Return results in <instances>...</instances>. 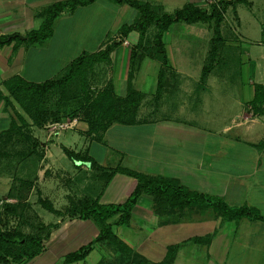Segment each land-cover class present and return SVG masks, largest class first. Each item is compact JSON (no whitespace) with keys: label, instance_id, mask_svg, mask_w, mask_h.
I'll return each instance as SVG.
<instances>
[{"label":"crops","instance_id":"1","mask_svg":"<svg viewBox=\"0 0 264 264\" xmlns=\"http://www.w3.org/2000/svg\"><path fill=\"white\" fill-rule=\"evenodd\" d=\"M59 1L66 0H0V36L14 34L20 36L19 41L14 40L8 45L0 46V89L2 91L5 92L6 90L4 83L15 77L28 82L42 83L56 78L61 71L65 72L73 60L63 63L61 59L64 55H59L60 49H53V44H79L82 41L83 44H97L93 51L85 50L83 53H96L113 43L120 44L119 46L124 48L127 47L123 44H140L138 32L134 31L126 37L121 36V28L135 22L140 16L139 12L129 4L117 0H96L87 6L66 9L54 21V32L50 38L41 42H29L26 38L27 33L39 29L44 21V11ZM136 1L148 4L154 11L161 14L173 13L187 4L209 10L213 4H217L221 0ZM244 4L250 8L253 5L248 0ZM236 6L237 4L230 6L224 15L222 24L223 44H227L232 37L227 34L226 36L223 35L224 30L228 32L230 28L226 20L227 12L232 10L234 21L238 25L240 23ZM83 14L84 16H82ZM86 14L88 16H85ZM107 14H110L112 18L109 25L104 29L103 19ZM80 17L84 18L89 27V31L85 30L83 38H79L75 34L79 24L77 18ZM178 24L184 23L173 24L164 33L163 44H165L166 50L168 44H179L180 38H175L171 43L167 39L168 34L171 33L172 29H176L175 27H178ZM61 25H63V28L65 27L62 33L58 31ZM189 26L195 37H207L212 33L211 45L213 37L211 24L195 23ZM204 27H207V32H204ZM156 32L157 28L154 26V34L152 33V37L148 39L147 31L142 44H146L149 40L154 44L153 40ZM262 33L264 34V30ZM130 37H134V39L130 40ZM119 46L111 53L110 62L118 65V61H120L124 65L127 59L126 64L130 71L132 51H128V53L124 50L122 52ZM153 55H146L145 59L140 57L136 60L133 85L137 91L144 95V98L150 96L155 99L161 60ZM167 55L170 61V70L173 72L170 71L166 74L163 81L164 90L160 98L156 100L157 104L147 107V115L149 113L151 115L143 119L140 117L139 113L142 112L144 105L142 101L136 124L121 125L113 123L107 129L108 131L104 133L103 139L93 140L84 133L88 130L87 123L79 122L80 125L84 124L80 133L87 137L89 144L84 143L80 152L72 151L81 155L87 153L98 164L100 163L96 159L99 161L100 159H106V149L108 147L119 152H128L135 157L138 168H141L138 172L152 176L174 178L189 190L222 198L233 207L243 205L255 207L264 215V115H255L252 107L255 84H259L264 88V83H254L251 95L245 97V99L233 96L227 101L208 96L207 101H203V99L198 98L201 108L208 107L206 112L214 114L210 115L207 124L212 127L218 122V119L224 124L222 127L224 136L217 137L215 132L207 131L206 128L200 126L194 120H181L176 116V113H181L183 106L178 97L182 94H189L187 91L193 90L186 88L187 82L191 81L192 77L189 73L178 68L168 50ZM104 63H98L96 66ZM143 63H146V66H143ZM143 67H147L149 71L151 68L157 70L156 78L152 80V84H148L151 80H147V75L140 77V70ZM129 71L124 79L121 77V72L117 73L119 78L116 75L111 77L112 82L110 84L113 87L114 94H117L116 96H126V82L128 83ZM44 73L48 75L42 78L41 74ZM210 73L202 83L201 72L199 80L195 81V91L200 87L203 88V86L207 89L205 82L208 81ZM170 77H173V82H171ZM10 101L11 104L8 105L4 100H0V158L5 160H14V155L29 154V151L25 152L21 150V147L19 148L20 145L24 144V140L19 136V133L17 135L9 134L13 119L17 120L19 126L26 123L27 128L23 131L28 129V134L32 137V144L35 148L32 154L39 146L38 139L33 135L34 129L38 126L34 125L29 116L13 99L10 98ZM217 104H219V107H224L218 112L224 115L221 114L216 119H211L217 115L216 110L211 112ZM227 113L228 115H226ZM18 116L22 118V121L18 120ZM78 120L79 118L74 119L72 125H76ZM51 125H46L50 135L55 132L51 131ZM126 129H129V131ZM234 129L237 131L235 136H228ZM112 131L115 133L114 136L111 134ZM105 135L109 137V141L105 139ZM63 148L67 147L62 145ZM54 157L53 148L46 144L45 149L39 156V161L45 163V167L43 170L39 169L40 176H38V180L45 178L46 173L51 171L54 166L52 162ZM75 165L77 172L74 176L78 180L79 175L84 171V167L88 168V165H82L81 167ZM99 176L100 174L97 175L98 178ZM115 177L116 175L111 181ZM134 180L132 185L135 189L137 181ZM39 192L41 193L40 190ZM68 199L70 205L72 202L78 201L72 199V196L69 195ZM115 220L114 218L112 221ZM80 221V219H75L57 222L62 226L59 231H53L48 246L53 249L59 236L57 233L60 231L66 232L73 223L79 225ZM84 221H90V219ZM99 230L94 229L93 240L99 234ZM112 231L135 253L152 264L162 262L167 254L168 247L172 245L179 246L172 264H264L263 221L251 220L247 217H243L239 221H226L212 209L197 207L186 208L182 211L170 210L159 214L155 212L152 197L147 194H143L138 199L132 210L129 224L124 226L113 225ZM205 237H210V240L206 242L192 241L193 238ZM92 239L90 242L93 241ZM87 244L83 243L76 250ZM105 254L102 245H98L86 259L71 264H97ZM93 255L94 259L91 260Z\"/></svg>","mask_w":264,"mask_h":264},{"label":"rangeland","instance_id":"2","mask_svg":"<svg viewBox=\"0 0 264 264\" xmlns=\"http://www.w3.org/2000/svg\"><path fill=\"white\" fill-rule=\"evenodd\" d=\"M248 1L253 3L251 8L244 3H239L236 6L237 14L240 18L239 25L234 21L232 10H229L226 14L227 24H229L230 28L228 27V32L224 30L223 35L226 36L227 34L232 37L230 39L228 38L227 44L224 43L225 46L221 50L218 62L211 71L208 81L205 82L207 84V89L203 86V88L200 87L195 91V81L197 82L199 80L202 68L209 59L212 33L207 37H195L190 31L191 27L189 25L178 24V27L172 29L167 37L170 43L174 41L175 38H180L179 44H168L167 50L178 68L191 75V81L187 82L186 88L188 90H194L187 91L189 94H182L178 97L180 100L179 102H181L183 106L181 108V113H176V116L181 120H194L196 123H199L200 126L206 128L207 131L215 132L217 137L224 136V134H222L223 122L218 119V122L211 127L207 124V121H209L210 115H214L211 112H215V110L217 111V115L215 114L216 116L211 119H216L221 114L224 115L223 113H218L224 107H219V104H217L216 107L212 108L211 114H208L206 112L208 107L201 108L198 98L203 99V101H207L208 96L215 97L217 100L227 101L233 96L245 99V97L247 98L251 95L254 83H264V34L262 33L264 30V0ZM82 16H84V14ZM85 16H88V14ZM111 18L112 16L107 14L103 19L104 29L109 25ZM77 19H79L77 22L79 24L77 25L75 34L79 36V38H83L85 30L89 31V27L84 18L80 17ZM62 28L63 25L59 27L58 31L60 33L65 29L64 27L62 30ZM207 31V27H204V32ZM152 33L154 34L153 25L148 30V39L152 37ZM133 39L134 37H130V40ZM83 43L82 41L79 44H53L52 47L53 49H60L59 55H64L61 61L65 63L66 61L80 57L85 50L93 51L95 45H97ZM123 45L127 48L119 46L121 51L124 52V50H126L125 52H135L137 54V60L139 59L138 56L141 54L144 55V59L146 55H153L156 47L152 44L151 40L140 46L135 44ZM41 51L43 52V50ZM153 56H155V58H160L156 54ZM126 62L127 59L124 65H122L120 61H118V65L111 64V62H105L100 66L95 65L88 74V86L91 94L95 95L101 89L111 86V77L116 75L117 78H119V74L117 73L121 72L122 79L126 78L129 71ZM144 65L146 66V63H143V66ZM68 69L69 66L65 72L61 71L56 78L49 80L62 78L67 73ZM156 72L157 70L155 68H151L149 71L147 67H143V69L141 68L140 70V77L147 75V80H151L148 84H152V80L156 78ZM41 75L43 78L48 74L44 73ZM172 78L173 77H170L171 82H173ZM80 87L79 79L71 83L69 88L72 100L68 102L61 100L58 90H54L48 94L44 108L49 110V112H59L62 118L59 121H51L48 123L57 126V129L54 130V134H49L47 126L43 128L36 127L34 129L33 135L38 139L39 146L36 151L34 150L33 154L29 157L24 154L14 155V160L0 158L1 230H19L25 235L43 237L50 230H56L55 232L59 231L62 225L57 222L63 219L64 221L69 220L65 217H58L40 205L38 203V198L41 195L43 199H48L57 210L67 211V207L71 206L68 195L72 196L74 200H97L101 204L108 205L123 203L134 190L132 185L135 181L134 179L123 175H116L112 181L110 180L111 182L105 181L100 176L99 178L97 177L101 172L90 169L89 167H84V171L79 175V179H75L74 175H76L77 172L76 165L63 152L62 145L76 152H80L84 143H87V145L89 144L87 137L80 133L81 127L84 126V124L80 125L79 123L84 122L80 107L85 102V97ZM148 88L149 85L146 89L148 90ZM143 102L142 112L139 113L142 119L151 115L150 113L147 115V107L157 104V101L150 96L145 97ZM73 111H77L79 114V116L76 117L79 118L76 125H72V121L76 118H70L68 117L69 115L67 116L68 113ZM226 115H228V113ZM67 123L68 126H65ZM126 130L129 131V129ZM106 131L98 134L84 133L93 140L98 138L103 139ZM25 132L28 133V129H26ZM236 133L237 131L234 129L228 136H235ZM111 134L114 136V131H112ZM105 139L109 141L107 135H105ZM46 144L50 145L54 150L55 157L52 160L54 166L51 171L46 173L45 178L38 180V176H40L39 169L43 170L45 167V163L39 161V156L45 149ZM29 145L32 144L24 140V144L22 146L20 145L19 148L21 147V150L28 152ZM106 150V159H100V161L96 159L102 166L111 168L121 165L136 171L141 169L138 168L135 157L128 152H119L110 147ZM21 179L30 181L31 184H24ZM8 199L11 200L7 201ZM56 225H59V227L53 229ZM95 228L98 230L100 229L98 223L93 219H90V221L81 220L79 225L73 223L66 232L60 231L57 233L59 236L53 249L48 246L47 241L45 243V251L41 255L19 264H63V259L67 253L76 250L83 243L87 244L90 242ZM102 247L106 254L101 257L97 264H121L128 260L123 253H118L117 248L113 244L107 243L102 245ZM93 259L94 255L91 257V260Z\"/></svg>","mask_w":264,"mask_h":264},{"label":"trees","instance_id":"3","mask_svg":"<svg viewBox=\"0 0 264 264\" xmlns=\"http://www.w3.org/2000/svg\"><path fill=\"white\" fill-rule=\"evenodd\" d=\"M96 0H66L59 1L44 11V21L40 28L27 33L26 38L29 42H41L53 35L54 21L66 9H75L78 6H87ZM125 2L135 8L140 16L131 25H124L121 28V36L126 37L132 32L139 33L138 46L142 45L146 33L150 26H155L157 32L154 36L155 52L161 60V68L158 74V86L155 100H158L164 90L163 81L171 67L165 44H163L164 33L169 27L176 23L195 24L209 23L212 26L213 37L211 40L209 59L202 69V83L206 80L207 75L213 70L218 62L219 55L224 46L222 36V24L224 15L230 6L238 3H247V0H221L213 4L209 10L187 4L183 8L173 13H157L148 4L136 0H117ZM14 40H20L18 34L10 36H0V46L10 44ZM120 44L113 43L106 46L104 50L96 53H83L80 57L74 59L69 66L67 73L60 79L47 80L42 83H33L23 80L22 78H13L4 83L5 92L0 89V100H4L10 105V98L22 108L27 116L33 121L34 125L43 128L51 121H59L62 116L59 112H49L44 108L45 101L50 92L58 90L61 100L68 102L72 100L70 85L74 81H80V90L84 95L85 102L80 107V112L84 122L88 125V134H98L106 131L113 123L121 125H134L137 121L138 110L144 99V95L137 91L133 85L134 68L136 65L137 54L132 51L130 55V71L127 83V92L125 97H119L114 94L113 87L108 86L92 95L88 86V74L98 63L110 62V55L113 50ZM144 55H139L143 57ZM253 113L255 115H264V88L255 84V96L252 100ZM69 115V116H68ZM70 118L79 116L77 111L67 114ZM18 120L22 118L18 116ZM27 128L26 123L19 126L17 120L13 119L9 134L17 135L23 138L27 143L32 144V137L23 129ZM103 134V133H102ZM34 144L29 145V154H32ZM66 156L72 160L77 167L88 165L90 169L101 172L100 177L103 180L110 181L115 175L123 174L136 179L137 185L127 200L121 204L104 205L97 200H84L72 202L67 211L57 210L48 199L38 198V203L49 212L65 217L68 220L93 219L100 227L99 234L92 242L82 246L78 250L65 255L63 264L77 263L86 259L90 253L99 245L107 243L113 244L118 253H123L127 261L122 263L130 264H152L139 254L135 253L127 244H125L112 231L113 225H128L131 219L132 210L138 199L143 195H150L154 202L156 213H164L186 208L197 207L200 209H212L215 213L223 217V220L239 221L243 217L251 220L264 222V215L255 208L247 205L233 207L225 202L222 198L211 196L206 193L189 190L181 185L174 178L152 176L138 172L118 165L116 167H104L98 164L87 153L81 155L67 148H63ZM31 184L25 180L24 184ZM115 221H112L113 219ZM64 220V219H63ZM59 225L53 227L57 229ZM53 230L43 236L25 235L19 230L3 231L0 227V264L23 263L41 255L46 248V242L50 240ZM210 237L193 238L194 242H206ZM23 241V242H22ZM178 245L168 247L164 260L157 264H172L176 258Z\"/></svg>","mask_w":264,"mask_h":264},{"label":"built area","instance_id":"4","mask_svg":"<svg viewBox=\"0 0 264 264\" xmlns=\"http://www.w3.org/2000/svg\"><path fill=\"white\" fill-rule=\"evenodd\" d=\"M65 126H68V123L65 125ZM57 126H55L54 124L53 125H51V131H54V130H56L57 128H56ZM64 127V126H63Z\"/></svg>","mask_w":264,"mask_h":264},{"label":"water","instance_id":"5","mask_svg":"<svg viewBox=\"0 0 264 264\" xmlns=\"http://www.w3.org/2000/svg\"><path fill=\"white\" fill-rule=\"evenodd\" d=\"M21 38H24V37H21Z\"/></svg>","mask_w":264,"mask_h":264}]
</instances>
